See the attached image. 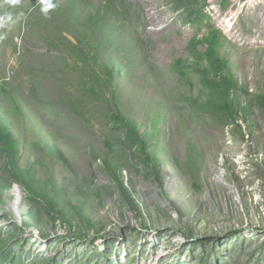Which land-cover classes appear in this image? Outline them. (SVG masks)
<instances>
[{"label":"rangeland","instance_id":"obj_1","mask_svg":"<svg viewBox=\"0 0 264 264\" xmlns=\"http://www.w3.org/2000/svg\"><path fill=\"white\" fill-rule=\"evenodd\" d=\"M0 124V264H264V0H0Z\"/></svg>","mask_w":264,"mask_h":264},{"label":"trees","instance_id":"obj_2","mask_svg":"<svg viewBox=\"0 0 264 264\" xmlns=\"http://www.w3.org/2000/svg\"><path fill=\"white\" fill-rule=\"evenodd\" d=\"M227 82H229L227 80ZM0 143L2 145H4L6 148H8L9 150H14V142L13 139L11 138V136H9V134L7 133V131L5 130V128L2 126V124H0ZM15 163H13V161H11V166L14 168Z\"/></svg>","mask_w":264,"mask_h":264}]
</instances>
